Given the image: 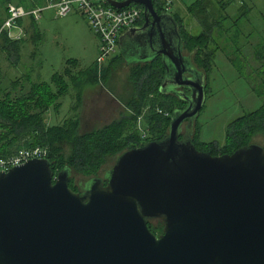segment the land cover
<instances>
[{"label":"water","instance_id":"obj_1","mask_svg":"<svg viewBox=\"0 0 264 264\" xmlns=\"http://www.w3.org/2000/svg\"><path fill=\"white\" fill-rule=\"evenodd\" d=\"M107 1L142 7V23L119 36V54L126 64L159 55L160 91L184 88L174 93L184 107L161 139L119 154L105 184L93 177L74 191L70 171L53 175L46 158L0 171V264H264V148L197 149L190 130L204 74L184 54L178 23L152 0ZM158 217L156 238L148 219Z\"/></svg>","mask_w":264,"mask_h":264},{"label":"trees","instance_id":"obj_2","mask_svg":"<svg viewBox=\"0 0 264 264\" xmlns=\"http://www.w3.org/2000/svg\"><path fill=\"white\" fill-rule=\"evenodd\" d=\"M13 1L25 7H36L44 3L43 0H1L5 12L7 3ZM231 1L233 0H217L214 4L211 0H194L188 4L187 12L202 27L198 34L189 33L178 12L170 9L179 25L183 50L190 54L192 63L204 74L205 92L207 73L214 65L215 55L225 48V45H219L215 41L214 29H221V24H224L229 15L225 14V8ZM152 3L158 11L166 10L164 0H152ZM214 8L218 13H214ZM251 8L245 0H241L238 5L241 15ZM240 19L241 16L237 17L235 22ZM2 21L3 18L0 19V24ZM142 21L143 15L139 24ZM18 24L23 33L31 32L29 40L37 42L40 39L37 21L28 17L19 19ZM234 28L236 38L239 33L238 23L234 24ZM21 38L22 36L12 39L7 31L1 32L0 53H5L7 59L11 56L19 59L21 46L25 41ZM254 56L259 59V64L264 66V42L254 50ZM120 57L119 53L115 54L108 64H116ZM230 61L238 71H241L236 60ZM69 62L75 61L67 59L62 71L52 73L49 81H31L29 77L32 70L30 71L28 67L27 74L20 78L15 77L10 81V87L3 90L0 95V157L9 156L24 148L45 146L48 148L46 159L53 175L62 169H68L93 178L106 156L119 155L148 141L161 139L167 133L172 112L184 107L185 103L178 97L160 91L164 67L158 55L148 62L130 66L128 79L131 83V93L128 100L123 103L127 113L102 126L82 129L79 109L83 99V88L99 84L107 75L108 66H102L99 70L98 64L94 61L85 68L77 69L72 65L68 67ZM2 74L0 70V78ZM70 85L75 88L71 113L61 122L49 124L45 112L50 108L58 111L61 107V97L66 94V90L68 92ZM254 91L257 95H263V87L259 91L254 87ZM157 107L167 111L169 115L164 116L157 112ZM138 121L143 127L141 130L146 133L145 137H142ZM256 135L262 137L261 146L264 148V101L256 109L233 119L228 124L223 144L215 141H197L195 130L192 140L197 149L212 155H221L232 153L250 144L252 137ZM68 185L72 190L81 192V189L75 186L72 175H69ZM156 229L160 231L161 227L158 226Z\"/></svg>","mask_w":264,"mask_h":264},{"label":"rangeland","instance_id":"obj_3","mask_svg":"<svg viewBox=\"0 0 264 264\" xmlns=\"http://www.w3.org/2000/svg\"><path fill=\"white\" fill-rule=\"evenodd\" d=\"M192 1L194 0H174L172 7L182 18L189 33L198 34L202 27L186 9ZM211 1L215 4L217 0ZM245 1L252 7L248 12L241 15L238 11L241 0H233L225 8V14L229 15L224 24H221V29H214L215 41L219 45H225V48L216 53L214 65L207 73V89L203 107L195 117L190 130L192 134L194 130L196 131L197 141L200 142L215 141L223 144L228 124L233 119L256 109L264 101V66L260 65L259 59L254 56V50L264 42V0ZM1 4L0 0V12L4 16L5 12ZM214 13H218L215 8ZM239 16L241 19L235 22ZM235 23H238L239 27L236 38H234ZM37 27L40 33L37 43L29 40L31 32H24L22 35L21 39H25L21 46L23 57L20 58L19 55V59L14 60L12 56L10 62H3L0 56V70L1 73L3 72L0 78V95L3 90L10 87V81L15 77L20 78V75L27 72L28 67L30 71H35L36 82L49 81L52 73L62 71L67 59H77L81 66L76 62L68 64V67L72 65L74 68L77 65V69L85 68L95 61L98 39L91 31L86 18L75 9L65 16H58L54 8L46 9L41 12ZM219 32L222 33L219 34ZM116 52H120L119 46ZM184 54L188 53L184 51ZM113 56L103 63L104 66H108L107 75L100 80V83L93 87L89 85L86 86L87 88L84 87L85 91L83 88L85 97L83 107L79 110L82 129L96 128L119 118L123 112L119 115L118 110L114 109L116 105L119 106L118 104H121L126 112L123 103L128 100L131 93L128 75L130 66L134 64H126L120 57V61L110 65L108 62ZM124 57L133 58L127 51ZM232 59L238 62L241 71L232 65L230 61ZM254 87L257 91L263 87V95H257ZM72 92L73 88L70 85L68 92L66 90V94L61 97V107L58 111L50 108L45 112V118L49 124H57L71 113V105L74 102ZM184 125L186 130V124ZM184 125L181 127L182 133ZM138 126L140 130L143 129L140 124ZM250 142L262 145L263 139L260 135H256ZM117 156V154L106 156L94 177L105 179L106 172L113 166ZM70 172L77 189L83 191V187L91 177L74 170ZM158 223L159 225L155 226L161 227V222Z\"/></svg>","mask_w":264,"mask_h":264},{"label":"built area","instance_id":"obj_4","mask_svg":"<svg viewBox=\"0 0 264 264\" xmlns=\"http://www.w3.org/2000/svg\"><path fill=\"white\" fill-rule=\"evenodd\" d=\"M43 1L42 5L36 7H25L15 2L7 3L5 17L0 24V33L7 31L10 38L18 39L23 35V30L18 24L19 19L30 17L38 21L41 17V12L50 8H54L58 16H65L72 9H75L82 17L86 18L91 31L98 39L95 61L99 70L110 56L117 54L119 36L128 28L138 25L142 18V8L137 4L116 8L110 5L107 0ZM164 2L165 11H170L173 0H164ZM156 110L164 116L169 115L167 111ZM141 133L142 137L146 136L143 130H141ZM47 152L48 150L44 146H34L20 149L6 157H0V171H6L10 167L24 163L31 158H46Z\"/></svg>","mask_w":264,"mask_h":264},{"label":"crops","instance_id":"obj_5","mask_svg":"<svg viewBox=\"0 0 264 264\" xmlns=\"http://www.w3.org/2000/svg\"><path fill=\"white\" fill-rule=\"evenodd\" d=\"M174 1V0H173ZM243 1V0H242ZM172 5H173V2H172ZM227 8V7H226ZM173 9V7L171 8V10ZM3 11H4V9H3ZM5 12V11H4ZM6 14V13H5ZM2 15V16H1ZM2 17L4 18L5 17V15L3 16V14H2V12H0V19H2ZM26 24V23H25ZM96 37V36H95ZM97 38V37H96ZM37 43V42H36ZM119 46V45H118ZM22 51V50H21ZM0 56H1V58H2V60H4L3 62H5V61H7V62H10V58L9 59H7L5 56V53H1L0 54ZM12 57V56H11ZM21 57H23L22 55H21ZM20 57V58H21ZM13 59L15 60L16 58H14L13 57ZM71 60H75V62L77 63V65L79 64L80 66H81V64H80V62L77 60V59H72L71 58ZM94 62V61H93ZM92 62V63H93ZM77 65H75V67L77 68ZM90 65V64H89ZM89 65H87V66H89ZM15 66V65H14ZM17 66V65H16ZM86 66V67H87ZM25 73H23L22 75H20V77L21 76H23ZM26 74H27V72H26ZM52 75V74H51ZM51 75H50V77H51ZM36 76V73H35V71L33 70L32 71V73L30 72V79H31V81H34L35 82V80H34V77ZM18 78V77H17ZM50 80V79H49ZM95 86V85H94ZM93 87V86H92ZM73 88V87H72ZM87 88V87H86ZM86 88H84V91H85V89ZM84 91H83V99H82V104H81V107H80V109L79 110H81L82 109V107H83V101H84V97H85V93H84ZM72 93H75V88H73V92ZM119 106H115V110L117 109L118 110V112H119V115L123 112H125V110H124V108L122 107V105L121 104H118ZM115 110H113V112H115ZM123 113L121 114V115H123ZM120 117V116H119ZM95 120V119H94Z\"/></svg>","mask_w":264,"mask_h":264},{"label":"flooded vegetation","instance_id":"obj_6","mask_svg":"<svg viewBox=\"0 0 264 264\" xmlns=\"http://www.w3.org/2000/svg\"><path fill=\"white\" fill-rule=\"evenodd\" d=\"M176 90L177 91H179L180 93H181V91L182 92H186L185 90H184V88H182V87H177L176 88ZM175 90V92L174 93H176L177 91ZM165 94H169V95H173V96H175V97H178V96H176L173 92L172 93H169L168 91H166V92H164ZM178 93V92H177ZM187 93V92H186ZM103 183L105 184V179H103ZM157 220H158V222L160 221L161 222V230L160 231H157V229H156V227L157 226H155V225H159V223L157 222ZM152 222H155V223H152ZM148 227H149V229H150V231L156 236V238H158L162 233H163V230H164V223H163V219H162V217H158V218H149L148 219ZM151 228H153V229H151Z\"/></svg>","mask_w":264,"mask_h":264}]
</instances>
